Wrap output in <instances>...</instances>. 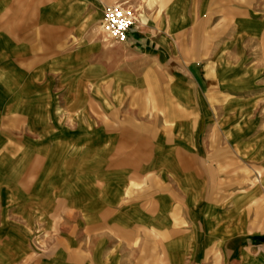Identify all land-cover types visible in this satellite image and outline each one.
I'll use <instances>...</instances> for the list:
<instances>
[{"label":"crops","instance_id":"1","mask_svg":"<svg viewBox=\"0 0 264 264\" xmlns=\"http://www.w3.org/2000/svg\"><path fill=\"white\" fill-rule=\"evenodd\" d=\"M0 264H264V0H0Z\"/></svg>","mask_w":264,"mask_h":264},{"label":"built area","instance_id":"2","mask_svg":"<svg viewBox=\"0 0 264 264\" xmlns=\"http://www.w3.org/2000/svg\"><path fill=\"white\" fill-rule=\"evenodd\" d=\"M133 25L132 10L124 4H114L105 7L100 30L107 41H124Z\"/></svg>","mask_w":264,"mask_h":264}]
</instances>
